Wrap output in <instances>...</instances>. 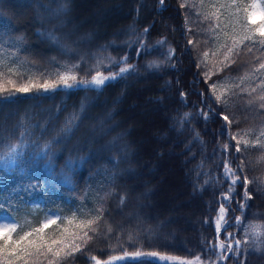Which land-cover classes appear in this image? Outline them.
<instances>
[{
  "label": "trees",
  "instance_id": "16d2710c",
  "mask_svg": "<svg viewBox=\"0 0 264 264\" xmlns=\"http://www.w3.org/2000/svg\"><path fill=\"white\" fill-rule=\"evenodd\" d=\"M104 1H111V8L100 11L96 20ZM126 1L131 2L128 8ZM184 2L0 0V45L17 53L18 60L10 58L16 64L9 66L25 74L11 77L17 85L28 78L36 83L55 79L56 73L67 70L63 65H79L73 70L77 80L96 71L117 72L112 62L123 57L134 66L98 89H34L0 101V138L12 137L21 144L15 164L0 161V203L5 205L0 215L10 213L9 218L21 224L30 222L24 231L41 227L50 216L60 217L37 234L49 242L62 239L69 245L82 244L74 234L80 237L88 231L92 236L81 252L60 264H95L90 257L103 262L122 255L121 249L189 259L199 256L202 264H264V246L256 251L242 244L239 255L215 247L219 241L229 242L227 233L243 239L249 225L264 230V161L258 159L264 151H245L241 145V153H236V140L230 138L235 134L237 140L243 136L252 143L264 128V109L258 102L247 103L259 89L249 97L235 87L258 88L264 70H252L259 69L257 61L264 51L249 44L251 53L233 57L234 63L206 82L204 77L209 69L215 73V65L223 60L221 45H230L231 37L239 39L244 34V6L251 0H236L238 16L231 15L236 7H227L231 0H203V7L201 0H187L180 7ZM60 4L66 5V11L54 14ZM188 5L194 7L190 10ZM87 10H93L94 17H86ZM213 12L215 17L205 19V14ZM102 23L108 29L101 28ZM120 25L118 33L112 31ZM49 33L55 34L60 45ZM161 40L162 45L157 43ZM142 44L150 51L145 52ZM170 49L174 50L171 58ZM205 51L209 53L206 61ZM151 62L159 66L150 69ZM246 75L249 78L241 84ZM212 83L217 84V94L228 89L221 102H215ZM128 114L147 119L146 128L137 127ZM224 115L231 124L223 120ZM224 160L241 180L247 176L254 181L247 186L250 200H245L240 183L234 186L230 202L223 199L231 184V177L223 175ZM241 161L243 174L237 167ZM172 173L178 179H170ZM166 187L171 197L164 195ZM221 204L226 223L217 234ZM97 217L100 220L92 225L96 233L77 228ZM234 217H241L243 224L227 227L226 233L224 227L234 224ZM222 253L228 258L218 260Z\"/></svg>",
  "mask_w": 264,
  "mask_h": 264
},
{
  "label": "snow or ice",
  "instance_id": "6c2138e0",
  "mask_svg": "<svg viewBox=\"0 0 264 264\" xmlns=\"http://www.w3.org/2000/svg\"><path fill=\"white\" fill-rule=\"evenodd\" d=\"M161 4H163V0H159ZM187 5V0L184 3H181L180 7H185ZM190 10L192 9V5H188ZM40 7L44 8L46 11H52L49 5L41 4ZM201 7H203V0H201ZM215 7V5H213ZM223 7V5H222ZM227 7H236V13H232L231 15L238 16L239 6H237L236 0H231V3L227 5ZM245 16L244 23L241 25L244 34L237 39L235 36L231 37V44H224L221 47L224 49L223 51V60H220L215 65V73L212 72L211 69L204 73L205 82L211 78L212 75L218 74L223 71L224 68L229 67L232 63H234L233 57H239L243 54V52L251 53L252 48L249 47V44L256 46L259 45L261 51H264V4H258L257 0H251V2L244 6ZM66 11V5L60 4L57 9L54 10V14H59L60 12ZM218 11V10H217ZM199 15V13H197ZM217 15V12L205 14V19H212ZM259 15L261 17V22L259 24L256 23L255 17ZM238 22V21H237ZM210 31H214V28H210ZM143 32L146 34L148 29L145 28ZM49 38L55 42L57 45H60L59 39L55 36L54 33H49ZM218 36H214V39H218ZM158 44H163L165 41L161 40L157 42ZM189 44H192L193 41L189 40ZM242 46V47H241ZM63 48V46L61 45ZM141 47L144 48L145 52L150 51L143 44ZM67 51V49H64ZM174 54V50L170 49L168 52L169 58ZM215 56L216 53H213ZM209 56V53L205 51L203 53V58L206 61ZM11 57H16V60L19 59L16 52H9L4 49L2 45H0V101H7L11 98L15 97L17 93H29L32 90H36L39 92L43 90L44 92H48L49 90L55 91L61 86L64 88H72L78 86H87L100 88L107 81L115 80L117 77L122 76L125 73L130 72L133 69V65L127 64V57L121 58L119 62H112L113 66L118 67L117 72H109L108 75H104L100 71H96V74L91 77V79H80L77 80V76L74 74L73 70L78 68V64L74 65H63L62 67L67 70L64 72H59L55 74V79H45L43 83L33 82L31 78L23 83L22 85H17L16 80L11 79L13 75H16L22 78L25 74L14 72L13 67L9 66L15 65L16 60H11ZM203 62V61H202ZM227 62V63H225ZM259 64V69H253L255 72L257 70H264V57H261L260 60L257 61ZM120 63H125L124 67H119ZM220 65H223L221 67ZM159 65L155 62H151L147 65L148 68H157ZM201 65L197 64L199 68ZM249 77L246 75L241 78V84H243L244 80ZM10 85L11 87H8ZM212 90V94L215 96V102H221V97L224 95L228 89H224L220 94L216 93L217 84L212 83L209 85ZM237 89L240 90L241 93H247L249 97H252V93H256L259 89V94L253 98L248 100V105H256L258 102V106L260 109H264V80H261L258 88H241L240 84L235 85ZM183 95V94H182ZM226 103V101H224ZM188 114H185L187 117ZM205 115L206 113H202ZM223 120L231 124L229 121V117L224 115ZM74 119V118H73ZM70 123V121H69ZM21 136L24 133H20ZM232 140H236V144L233 145L236 153H241L243 145V150L247 151L249 148L259 149L264 151V128H261L257 139L250 143L248 140L244 139L243 136L237 140L236 135L232 134L230 137ZM21 144L19 141L13 142L12 137L0 138V161H4L6 164L16 163V158L19 155L18 149ZM47 147V145L45 146ZM225 150H227L228 145H224ZM259 161H264V155L258 158ZM222 165L224 168L223 175L225 178L231 177V184L228 188V192L223 194V199L226 202H230L231 193L234 191V186L237 183H240L242 187L245 189V200H250L251 196L248 192V184L253 183L254 181H249L247 176L243 177L241 180L240 176L236 175V170L233 169L227 160L222 161ZM243 174L244 162L241 161V164L237 166ZM207 183V181H206ZM241 209L244 208V204L240 205ZM5 212V205L0 203V213ZM226 213V209L223 204H221L218 212L217 219L215 221V228L217 234L220 233L222 228V223H226L224 220ZM10 217V213H6L2 220H0V264H42L43 260H48V264H60L61 261L65 260L67 257L74 255L77 252L82 251V247L86 246L87 243L92 239V236L88 234V231H83V235L80 237H76L74 234V239L79 238L82 241V244H66L64 241L52 239L50 242L46 241L42 236L37 234L42 233L44 229L48 228L49 225H53L57 223V220L60 217H56V219L47 218L44 222H42L41 227L35 228L32 231H24L26 225L30 222L25 221L23 224L19 223L15 217ZM100 220V217H97L95 220H89L87 223H81L77 225L78 229H90L93 233H96L97 229L92 227V225L96 224ZM7 221V222H4ZM234 224H227L224 227V231L227 233V227H236L241 226L243 224L241 217H234ZM71 223V221H69ZM67 231V230H65ZM110 232L111 229L109 228ZM245 235L243 239H236L235 233H227L226 239L229 240L228 243L225 241H219L215 247H218L221 250H225L227 253H234L239 255L241 253V245H245L250 247L256 251H259L262 246H264V230H261L259 225H249L244 229ZM249 234L251 235V242L249 241ZM36 235V238L32 237ZM131 239V237H129ZM233 244L235 247H233ZM122 255L111 256L106 261H99L96 257H90L91 260L95 261V264H113L116 261L127 262V264H202L200 257L197 256L192 260L184 259L181 257L169 255L166 253H162L159 251H143L137 249L136 251L129 252L127 250L121 249ZM214 251V249H213ZM215 254V252H214ZM51 256L52 259H48ZM227 255L221 254L217 257L218 260L227 259ZM215 264V262H212Z\"/></svg>",
  "mask_w": 264,
  "mask_h": 264
},
{
  "label": "rangeland",
  "instance_id": "374dc122",
  "mask_svg": "<svg viewBox=\"0 0 264 264\" xmlns=\"http://www.w3.org/2000/svg\"><path fill=\"white\" fill-rule=\"evenodd\" d=\"M123 1V0H122ZM112 2L111 1H109L108 3H107V1H104V2H102L101 3V5L100 6H98V9H101V10H97V13H95V19L97 20V17H99V15L101 14V13H99L100 11H102V12H104L105 10H107V9H109V8H111V6H110V4H111ZM131 3V2H130ZM130 3H129V1L127 2L126 1V3L125 4H127L126 6H127V8H128V6H130ZM257 3L258 4H264V0H257ZM86 8H88V6H85V9ZM126 8V7H125ZM88 12L87 13H85V16L86 17H94V12H93V10L91 11V12H89L90 10H87ZM96 11V10H95ZM255 20H257V21H260L261 22V17L259 16V15H257L256 17H255ZM124 24V23H123ZM122 24V25H123ZM122 25H120L119 27H115V28H112V31L113 32H116V33H118L119 32V30H120V27L122 26ZM100 26H101V28H106L107 27V25H106V23H102V24H100ZM99 25L98 26H96V28H99L100 27ZM124 27V26H123ZM123 27L121 28V29H123ZM106 29H108V28H106ZM105 29V30H106ZM122 31V30H121ZM104 75H108L109 73H103ZM86 79H91V77H89V78H86ZM128 117H131V118H129V120H132V121H134V123L136 124V126L137 127H142V128H146V124H145V122H147V119L144 121V120H140V119H137V118H132V116H130V114H128ZM145 124V125H144ZM144 138H146V136H144ZM171 176L169 177L170 179H173V177L174 178H176V179H178L177 177H176V174H170ZM171 195H169V189H168V187H166V190H165V192H164V195H168L169 197H171L172 196V193H170ZM166 200H167V198H166ZM4 215L5 214H1L0 215V220H2L3 219V217H4ZM54 217L55 216H50V217H48V218H52V219H54ZM4 222H7V221H4ZM167 254V253H166ZM169 255H172V254H169ZM173 256H177V255H173ZM177 257H181V258H184V259H188V260H192V259H189V258H185V257H182V256H177Z\"/></svg>",
  "mask_w": 264,
  "mask_h": 264
}]
</instances>
